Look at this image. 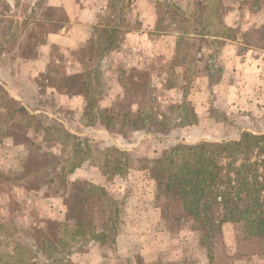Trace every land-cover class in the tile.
Here are the masks:
<instances>
[{
	"label": "rangeland",
	"instance_id": "rangeland-1",
	"mask_svg": "<svg viewBox=\"0 0 264 264\" xmlns=\"http://www.w3.org/2000/svg\"><path fill=\"white\" fill-rule=\"evenodd\" d=\"M176 1H182L188 7L199 0ZM206 1L213 4L203 11L206 22L202 21V25L207 24L209 31H219L223 13L219 5L223 0ZM253 1L252 5L260 4L258 0ZM31 3L32 0H0V115L5 113L0 121L11 118L12 109L24 106L43 118L47 116L49 132L44 134L43 130L38 139H34L43 146L39 158H43L44 151L55 153L56 157L46 155L45 159L58 169L47 170L49 176L44 180L40 172L39 181L34 186L31 185V176L3 185L0 191V223L8 230L0 228L3 254L0 255V264L8 259L4 255L9 250L6 239L11 240L8 231L14 233L15 226L25 229L39 226L50 235L59 236L65 230L60 223H73L80 209L90 213L99 230L111 228L113 221L115 225L110 229L109 242L96 241L82 245L81 238L72 241V259L75 264H97L100 258L112 260L107 264H129V258L125 260L126 255L132 256L131 264H233L237 259H250L253 254L264 256V246L239 240L234 225L226 223L217 232L214 253L211 251L216 261L210 263L208 250L202 246L200 235L191 222L177 223L163 219L164 207L156 202L154 181L147 179L144 171L139 169L144 159L157 158L180 142L232 139L247 130L264 129V108L248 101L239 102L231 117L224 97L220 102L216 97L221 108H216L213 115L202 118L198 124L189 126V120L184 119L181 108L186 103L190 77L193 76L191 70L195 65V50L210 42L181 37L178 55L150 57L148 69L137 68L148 73L147 86L143 85V90L138 93L129 91L130 82L125 81L129 80V73L134 68L132 57L123 53L119 57L106 58L107 51L117 49V46L103 49L107 45L106 30H110L111 25L116 27L112 35L118 37V47H123L121 42H124L125 32L133 25L129 20V1L114 0L108 19L105 16L103 26L95 29L93 36L96 42L89 44L88 40L84 47L75 51L53 47L48 71L33 76L36 64L29 60H34L38 54L36 44L42 42L49 31L59 29L61 24L32 23L34 10L31 9ZM190 9L192 11L194 8L190 5ZM44 11L49 17L62 22L65 19L62 10ZM160 13L164 20L161 27L169 28L165 23L170 18L168 11L161 8ZM194 26L192 21H185L182 26L180 23L183 31ZM99 29L105 31L98 34ZM236 31L226 30L227 34H235ZM246 39L253 45H264V26L253 28ZM76 52L77 55L74 54ZM93 52L94 55L91 54ZM87 63L90 65L87 66ZM79 70L82 72L79 73ZM215 75L214 81H217L220 74L217 72ZM86 79L90 82L89 95ZM52 86L67 95L88 96L97 106L87 109L85 101L81 111L77 106L69 107L50 93L49 88ZM176 86L180 88L179 94L172 89ZM177 99L183 103L175 104ZM189 103L188 107L193 108L192 103ZM130 106H133L136 115L145 118L144 128L133 129L118 122L111 126L100 116L102 110L110 107H113L114 113L122 116L124 109L128 110ZM155 117L161 125L153 122ZM43 118L41 120L44 123ZM117 120L122 121L123 118L118 117ZM6 125L0 122L3 128L0 131V171L12 174L18 172L40 146L35 145L31 149V143L15 145L14 138L8 136L10 132ZM64 128L71 131L75 138L64 140L65 134L56 132V129ZM13 130L17 131L16 141H23V130L14 127ZM74 141L80 145H75ZM108 157H118L122 163L130 162L133 166L127 173L126 168H123L113 174L104 167ZM76 165L79 167L69 173ZM101 187H104L106 194ZM84 189L92 191L81 204L83 198L79 192ZM160 214L162 222L159 220ZM43 261L44 258L40 263Z\"/></svg>",
	"mask_w": 264,
	"mask_h": 264
},
{
	"label": "trees",
	"instance_id": "trees-1",
	"mask_svg": "<svg viewBox=\"0 0 264 264\" xmlns=\"http://www.w3.org/2000/svg\"><path fill=\"white\" fill-rule=\"evenodd\" d=\"M128 1L131 3V0ZM109 28L110 30H106L107 45L103 47L104 50L107 47L120 46L118 37L112 35L116 27L111 25ZM104 31L105 29H99L98 34ZM94 40L95 37H91L89 44ZM74 54L77 55L78 52ZM91 54L94 55V52ZM79 60L81 61L80 58ZM89 65L90 63H87V66ZM91 70H93L92 67ZM129 75V80L125 81L131 84L128 87L129 91L138 93L143 90V85L147 86L149 77L146 71L132 69ZM85 86L87 95H89L91 89L87 79ZM86 103L87 109L90 106L93 108L97 106V103L94 104L88 96ZM113 107L100 112L106 124L109 122L112 126L118 122L122 126H129L133 129L145 127V118L139 114L136 115L133 106L128 107V110L124 109L122 116L114 113ZM181 109L185 120H189L190 124L197 123V116L190 110L187 103ZM11 113V118H5L0 122L6 123L9 127L8 136L14 138L15 145L31 143L32 149L38 145L34 138L38 139L43 130L44 134L49 132L47 116L43 118L36 111L32 109L30 111L25 106L12 109ZM4 115L5 113L0 115V119ZM118 117L123 120H117ZM153 122L161 125L157 117L153 119ZM13 127L23 130V141H16L17 131H11ZM0 131H3L2 127ZM59 131L65 134L64 140L69 141L75 138V135L65 128L64 130L56 129V132ZM75 145L80 144L78 142ZM38 146L40 147L37 151L31 154L18 172L7 174L0 171V191L3 190V185L13 184L25 176L27 178L31 176V185L34 186L39 181L40 172L44 180L49 176L47 170L58 169L48 163V159H45L46 155L56 157L55 153L44 151L43 158L40 159L38 154L43 146ZM111 159V157L106 159L104 167L113 174L123 168H126L127 173L133 166L130 162L122 163L118 157ZM142 163L139 169L144 171L147 179L154 181L156 202L164 207H162L163 219L177 223L191 222L200 235L202 246L208 250L210 263L216 261L213 247L217 232H220L227 222L234 225L236 237L239 240L264 246V132L255 133L247 130L242 132L237 139L204 140L196 143L180 142L175 147L163 151L159 157L144 159ZM77 167L79 166L72 167L68 172H73ZM65 176L67 177L66 174ZM49 181L52 182L53 179ZM101 188L106 194L104 187ZM91 191L84 189L79 192L83 198L81 204L85 202ZM60 225L63 229L65 228V232L63 231L59 236L50 235L39 226L26 229L15 226L14 233H11V230L8 231L11 240L6 239L9 250L4 252V255L8 257L4 264H41L43 258L42 264H75L72 259V241L81 238L82 245L96 241L109 242V232L114 228L115 221L111 228L99 230L90 213L85 209H80L73 223L69 225L62 222ZM0 228L8 230L1 223ZM111 241L115 242V239ZM1 242L0 236V255H3ZM0 261H2L1 257Z\"/></svg>",
	"mask_w": 264,
	"mask_h": 264
},
{
	"label": "crops",
	"instance_id": "crops-1",
	"mask_svg": "<svg viewBox=\"0 0 264 264\" xmlns=\"http://www.w3.org/2000/svg\"><path fill=\"white\" fill-rule=\"evenodd\" d=\"M170 1L172 3H168ZM32 2L31 9L34 10V17H31L32 23L38 21L61 24L59 29L46 33L45 39L35 46L38 54L34 60L29 61L36 64L32 74L38 76L50 68L53 47L75 51L86 45L87 41L93 37L95 28L103 26L105 16L110 15L113 0H32ZM252 2L254 4L253 0L221 1L219 9L223 13L219 22L220 30L209 31L207 24L202 25V21L206 18L203 11L213 3L206 0L190 3L188 7L183 5L182 1L176 0H131L129 20L133 25L125 32L124 42H121L123 47L108 50L106 58L119 57L124 53L125 56L132 57L133 69L142 70L149 68L147 62L152 56H177L179 40L183 36L208 41L209 44H204L195 50V65L191 70L193 76L190 77L192 79L185 102L192 103L193 108H189L197 116V123H189V126L198 124L202 118L213 115L212 112H216V108H221L216 102V97L219 102L223 100V97L225 98L223 101L227 102L226 109L231 117L234 116L232 111L236 109L239 102L248 101L264 108V45H253L246 39L253 28L264 26V0H258L260 3L258 6L252 5ZM190 5L194 8L192 11ZM161 8L168 11L167 15H170V18L165 21L169 25L167 29L161 27V22L164 21L160 13ZM47 9L62 10L65 15L64 21L46 15L44 10ZM35 14L38 15L35 16ZM185 21H192L195 26L188 31H183L180 23L182 26ZM229 29L237 31L235 34H227L226 30ZM80 71L79 73L82 72ZM216 71L220 75L217 81H214ZM69 74L73 75L72 72ZM49 89L51 94H55L69 107L77 106L79 111L84 109L86 98L83 94L67 95L54 86ZM172 89L177 94L180 93L178 86ZM174 102L175 104L183 103L181 99ZM253 132L262 133L264 129ZM240 135L232 139H237ZM225 139L227 138L221 140ZM154 208L157 209L155 206ZM161 217L160 214L159 220L162 222ZM126 256L125 260L129 258L127 261L131 264L132 256ZM106 259L100 258L97 264H107L112 261ZM233 264H264V256L253 254L250 259H237Z\"/></svg>",
	"mask_w": 264,
	"mask_h": 264
}]
</instances>
